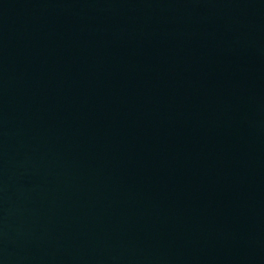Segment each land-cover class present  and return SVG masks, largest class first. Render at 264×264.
<instances>
[{
	"label": "water",
	"instance_id": "obj_1",
	"mask_svg": "<svg viewBox=\"0 0 264 264\" xmlns=\"http://www.w3.org/2000/svg\"><path fill=\"white\" fill-rule=\"evenodd\" d=\"M0 264H264V0H0Z\"/></svg>",
	"mask_w": 264,
	"mask_h": 264
}]
</instances>
